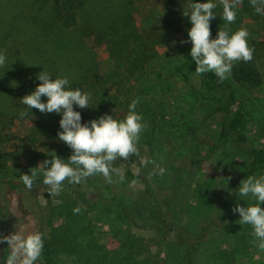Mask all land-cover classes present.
<instances>
[{
  "label": "rangeland",
  "instance_id": "rangeland-1",
  "mask_svg": "<svg viewBox=\"0 0 264 264\" xmlns=\"http://www.w3.org/2000/svg\"><path fill=\"white\" fill-rule=\"evenodd\" d=\"M125 1L98 0L95 9L98 11L96 21L101 25L108 26L113 19L118 20L120 36L125 32L120 26L124 21ZM133 1L136 8L132 23L137 29L136 34L154 54L142 78L128 74L125 57L139 50V41L128 42L121 49L120 57L119 52L112 55L104 50L96 61L79 26L63 31L47 13L45 15L52 24L44 28V13L33 0H0V52L6 50L5 66L0 67V116L8 111L15 114L26 110L27 117L16 115L9 124V131L22 137L34 128L44 129L39 132L41 141L35 145L7 141L2 146L1 151L9 153V161L0 158V176L30 175L31 168L45 160L44 153L50 156L55 152L57 155L58 145L65 144L58 137L62 129L56 116L60 113H41L21 102L22 97L41 83L38 74L43 70L51 74V79L66 76L72 81L80 74V69L98 62L101 73L110 79L105 85L98 86L101 89L99 96L105 101L102 115L123 119L131 101L138 99L137 87L142 79L149 77L150 70L172 57L192 58V44L188 38L192 25L190 16L183 13L191 11L190 4L207 0H178V4L169 0ZM212 2L216 8L210 26L212 38H215L219 30L216 26L226 22L222 19L220 0ZM167 3L177 11L176 14L168 12ZM84 10L89 11L85 7L80 14L87 17L89 14ZM90 14L94 13L91 11ZM168 18L173 28H168L165 21ZM241 27L249 32L250 46V41L262 38L264 15L255 10L243 14L238 9L230 28L235 31ZM257 62L264 76V55ZM235 87L239 105L249 120L248 135L252 145L264 146V81L258 87L238 83ZM185 90L183 86L180 94ZM94 91L93 86L88 87L89 105L96 99ZM110 92L118 96L115 103L106 99ZM169 103L165 104L169 123L179 126L161 127L152 149L143 147L139 158L123 159L119 168L124 174L130 168L133 176L125 175V180L119 182L113 174L114 182L108 183L103 175L97 174L79 184H62L63 190L58 196H51L50 202L43 192L37 197H31L29 193L22 196L8 193L6 198L0 199L1 234L40 232V226L47 224L49 208L53 207L57 231L64 236L63 239L58 237L53 264H182L188 242L200 243L192 264H264V250L253 244L251 225H240L239 213L232 211L237 204L247 206L254 202L251 197H240L239 188L234 190L231 186L246 161L245 154L230 141L210 150L217 143L220 119L213 116L207 119L209 106L200 107L191 115L199 136L194 141L187 133L186 125L178 116L171 115L174 109ZM140 108L139 101L136 111ZM77 109L81 112L85 108L77 106ZM140 141L143 143L142 135ZM49 143L51 145L45 147ZM145 160H155L163 167V177L153 174L158 170L153 164L145 166ZM146 182L150 192H147ZM7 200L10 205L9 233L2 219ZM120 201L124 202L125 210L119 205ZM77 207L81 209L80 213H74L73 209ZM125 212L129 214L128 218ZM70 230L78 234V249L70 245L66 235ZM5 258L0 243V264H5ZM35 264H43V254Z\"/></svg>",
  "mask_w": 264,
  "mask_h": 264
},
{
  "label": "trees",
  "instance_id": "trees-1",
  "mask_svg": "<svg viewBox=\"0 0 264 264\" xmlns=\"http://www.w3.org/2000/svg\"><path fill=\"white\" fill-rule=\"evenodd\" d=\"M90 1L91 0H33V2L40 7L42 13H44V19L42 20V26L44 28L51 27L52 24L45 15L47 13L53 17L51 18L55 20L56 24L61 25L63 31L76 29V27L79 26L82 37L90 43L88 48H90L96 61L97 57L104 53V50H108L112 55H116V53L119 52V57L122 56L123 50L121 49L133 39L138 42L139 37H141L136 34L138 33L137 29L132 23L134 19L132 18L133 10L136 8L134 1H125L126 10H123V12H125L123 15L124 21L120 23V26L125 28V32H123L122 36H120L121 32L119 30V24H117V19H113L108 26L101 25L99 21H96V12L98 11H95V9L98 0H92L89 5ZM169 1L172 4L179 3L178 0ZM101 2H103V0H101ZM85 7L86 9H89V11L84 10L86 14H89L87 17L80 14ZM238 9L243 14L252 13L254 10L250 4V0H243ZM167 10L172 13L171 15L177 13L169 3H167ZM91 11L94 14H90ZM82 17H84L83 24L81 22ZM165 21L168 24V28H173V24L170 22L169 18L165 19ZM218 25L216 27L223 28L225 24ZM215 35H217V33ZM261 37V39L250 41V46L255 49L253 59L248 63L243 61L235 63L230 79H227L222 83L212 72L197 75L195 72V61L192 58L186 59L172 57L164 60L156 68L150 70L149 77L142 79L137 87V97L141 106L138 113L142 114L144 122L149 126L141 134L143 143L142 141H139V155L130 156L129 158H139L142 151H144L143 147L152 149L157 134L161 131V127L167 125H170L171 127L179 126L174 122L169 123L168 106L165 105L169 101L171 102L169 104L174 109L173 112H170L171 115L178 116L182 123L186 125V131L194 141H197L199 136L191 115L198 108L209 106L210 108L207 119L211 116L220 119L217 132V143L212 146L210 150L214 151L220 143L230 141L231 144L233 143L237 148L243 151L246 161L232 183V189H238L241 180L246 179L250 175L264 174V146L260 145L255 147L252 145L251 139L248 135L249 120L239 105L237 90L235 87V83L250 87H258L263 83L264 76L257 61L262 55H264V32ZM139 42V50L136 52L133 51V53H129L125 55V57H127L128 74L142 78L147 73L148 63L151 61L154 54L149 52L151 48L144 40H140ZM79 62L81 65V60H79ZM80 70V74L70 81V87L73 89L79 88L82 92H87L88 87L93 86L95 89L93 95L96 97L95 101H93L87 108L81 110V112L79 111L82 118L81 122L86 123L92 119H98L102 115V105H104L105 101L103 102L102 98L99 96L101 89L98 86L105 85L106 82H110V79H106V76L100 71L98 62L95 61L92 66ZM183 86L186 87V90L184 93L180 94ZM41 99L43 102L47 101V98L41 97ZM106 99L110 103H115L118 100V96L110 92V94L107 93ZM108 102H106V105ZM74 109L78 111L76 105H74ZM16 115L21 118L19 113L13 114L11 111L0 116V158L4 161H9V153L1 151V149H3L2 146L7 141L35 145L41 141L39 132L44 131L43 128H40L39 130L34 128L30 134L23 137L11 133L9 131V124ZM61 118L62 113L56 116L58 122ZM48 137L50 139L53 138L52 136ZM50 145L51 144L49 143L45 147H49ZM58 148L59 153L57 155L62 159L67 160L72 154V149L68 145H58ZM44 157L45 159H51V156H49L47 152L44 153ZM122 163L123 159L118 158L114 161V167H119ZM37 166L38 165H36V167ZM21 175L12 177L0 176V199L4 198L8 193L20 196L29 193L31 197H37L43 192L46 194L48 202H50L51 195L49 193V188L43 183L42 175L37 177L31 190L24 185L21 180ZM125 175L128 177L133 176V172L130 168L126 169ZM142 178L144 177L142 176ZM63 184L72 185V183H69L67 180H65ZM146 189L147 192L151 191L147 182ZM6 203L2 219L4 221V228L6 232L9 233L10 205L8 200ZM123 203V201H120L119 205L125 210ZM54 210L55 208L53 207L49 208L50 215L47 218V224L45 226L44 224L40 226V232L44 234V247L42 251L43 264L54 263L55 246L59 241L58 237L60 236V239L64 238L63 234H60L57 231V224L53 217ZM126 217H129L128 213H126ZM66 235L70 240V245L78 249V244H76L79 240L77 232L70 230ZM0 236H3L1 231ZM1 244L4 247L5 256L7 257L10 252L7 242L5 241ZM199 244V242H188L185 245V260L182 264H192ZM139 248H141V246Z\"/></svg>",
  "mask_w": 264,
  "mask_h": 264
},
{
  "label": "clouds",
  "instance_id": "clouds-1",
  "mask_svg": "<svg viewBox=\"0 0 264 264\" xmlns=\"http://www.w3.org/2000/svg\"><path fill=\"white\" fill-rule=\"evenodd\" d=\"M243 0H220L223 6L222 19L226 22L212 38L210 21L214 18L213 9L216 4L212 0L196 2L184 11L190 16L191 28L188 38L191 41V57L195 61L197 75L212 72L222 83L229 79L235 63L250 62L253 59L254 47L249 46V32L241 27L235 31L229 27L235 22L237 9ZM255 12L264 15V0H250ZM6 50L0 52V67L5 66ZM51 74L43 70L38 74L41 81L34 91L22 97L27 108L38 109L41 113H62L59 121L62 131L58 137L72 149V154L65 160L50 153L51 159H45L37 167L31 168V174H22L21 180L31 190L38 176H43V183L48 186L51 196H58L65 180L79 184L87 177L103 175L106 182L113 183V174L119 182L125 180L124 171L114 167L118 158L128 160L130 156H138L141 134L148 128L142 114L136 111L139 99H133L123 119L104 114L98 119L81 122V113L74 109L89 106L90 93L79 88L70 87L69 79L64 76L50 78ZM47 97L43 102L41 97ZM19 115L27 117L28 112L21 110ZM144 165L153 164L158 170L153 174L163 177L165 169L155 160H145ZM230 180L231 177H228ZM240 197H251L254 201L247 206L237 204L232 211L238 212L240 225H251L253 244L264 250V174L250 175L241 180L238 189ZM80 213L79 207L73 209ZM7 242L10 249L5 264H35L40 258L44 247V234L37 231L28 234L13 232L0 236V243Z\"/></svg>",
  "mask_w": 264,
  "mask_h": 264
}]
</instances>
